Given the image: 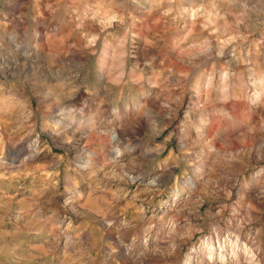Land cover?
Wrapping results in <instances>:
<instances>
[{"label": "clouds", "instance_id": "clouds-1", "mask_svg": "<svg viewBox=\"0 0 264 264\" xmlns=\"http://www.w3.org/2000/svg\"><path fill=\"white\" fill-rule=\"evenodd\" d=\"M0 264H264V0H0Z\"/></svg>", "mask_w": 264, "mask_h": 264}, {"label": "rangeland", "instance_id": "rangeland-1", "mask_svg": "<svg viewBox=\"0 0 264 264\" xmlns=\"http://www.w3.org/2000/svg\"><path fill=\"white\" fill-rule=\"evenodd\" d=\"M129 211H130V213L134 212V209L131 207V205L129 206ZM69 228H71V225H69ZM50 259H54V258L50 257Z\"/></svg>", "mask_w": 264, "mask_h": 264}]
</instances>
